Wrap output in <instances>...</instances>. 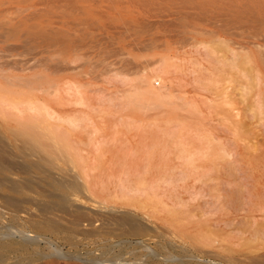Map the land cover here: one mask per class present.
<instances>
[{"label":"rangeland","instance_id":"rangeland-1","mask_svg":"<svg viewBox=\"0 0 264 264\" xmlns=\"http://www.w3.org/2000/svg\"><path fill=\"white\" fill-rule=\"evenodd\" d=\"M235 8L0 0V264H264V1Z\"/></svg>","mask_w":264,"mask_h":264},{"label":"bare ground","instance_id":"bare-ground-1","mask_svg":"<svg viewBox=\"0 0 264 264\" xmlns=\"http://www.w3.org/2000/svg\"><path fill=\"white\" fill-rule=\"evenodd\" d=\"M213 1H217L218 3H221V4H224V5H227V7H231V6H232V7H236L235 9L238 8V9H241V10H242V9L248 7V6H251V5L253 4V2H258V1H260V0H213ZM263 1H264V0H263ZM38 36H40V35H38ZM2 37H3V36H2ZM32 38H33V37H32ZM7 39H8V38H7ZM26 39H28V38H26ZM35 39H36V37H35ZM47 39H50V38L47 37ZM30 40H31V38H29L28 41L30 42ZM45 40H46V39H45ZM22 41H23V40H22ZM33 46H35V45H33ZM22 48H23V47H22ZM34 49H35V48H34ZM8 58H9V57H8ZM14 58H15V57H14ZM14 58H12V59L15 61ZM16 59H17V58H16ZM3 61H4V60H3ZM5 63H6V62H5ZM36 64H37V63H36ZM38 64H39V63H38ZM40 64H41V63H40ZM40 64H39V65H40ZM5 65H6V64H5ZM15 65H16V64H15ZM8 66H10V65H8ZM15 67H16V66H15ZM16 69H17V68H16ZM20 134H21V133H20ZM28 134H29V133H28ZM28 134H26L25 136L29 138L31 132H30L29 136H27ZM20 136H21V135H20ZM25 136H24V137H25ZM36 136H37V135H36ZM22 137H23V135H22ZM22 137H20V139H21ZM33 137H34V136L31 135V138H32V139H31V138H29V139L32 140V142H33L34 144L31 143V142L28 143V142L30 141V140L28 139L29 141H28V142L26 141V145L24 144L25 142L21 145V146L25 145V147L23 148V149H25V150L27 149L26 151L23 150V151H25V153L21 150L22 147H20V151H18V152H21V151H22L21 154L18 153L19 156H18V155H17V156H18V158L21 159V162H22V159H23L24 162H22V163H23L24 165H26V163H29V165H30V163L32 164V163L34 162L33 160H32V162H31V160H30V159H31V156H35V155H37V154H38V153H36V152L38 151L37 148H38V149L40 148V147H39L40 144H39V145L37 146V148H36L35 143H36V145H37V142H38V141H37V142L33 141V140H35ZM35 138H36V137H35ZM24 139H26V138H24ZM24 139H21V140H24ZM1 140H2V139H1ZM26 140H27V139H26ZM24 141H25V140H24ZM7 143H8V142H7ZM18 143H19V142H18ZM27 144H28V145L31 144V146L34 145L35 147H28V148H27V147H26V146H28ZM41 144H42V143H41ZM42 145H43V144H42ZM3 146H4V144H3ZM13 146H14V145H13ZM18 146H19V145H18ZM40 146H41V145H40ZM46 146H47V145H46ZM41 147H42V146H41ZM18 148H19V147H18ZM18 148H16V150H17ZM29 148H30V149H29ZM35 148H36V149H35ZM2 149H3V148H2ZM41 149H42V148H41ZM28 150H29V151H28ZM36 150H37V151H36ZM27 151H28L29 153H28ZM40 151H41V150H40ZM3 152H4V151H3ZM3 152L0 154V156L3 155ZM38 152H39V151H38ZM41 152L43 153V151H41ZM44 152H45V151H44ZM43 154H44V153H43ZM29 155H31V156H30V159L28 158ZM39 155H42V154L40 153ZM49 155H50V154H49ZM10 156H11V155H10ZM37 156H38V155H37ZM2 157H3V156H2ZM7 157H8V156H7ZM7 157H6V158H7ZM43 157H44V155H42V157H41L42 160H44V158H45V157H44V158H43ZM52 157H53V156H52ZM54 157H55V156H54ZM0 158H1V157H0ZM38 158H40V156H38ZM48 158H49V157H48ZM10 159H11V158H10ZM15 159H16V157H15ZM20 159H19V160H20ZM27 159H29L30 162H29V160H27ZM54 159H55V158H54ZM1 160H3V158H2ZM4 160H5V159H4ZM13 160H14V159H13ZM36 160L38 161L39 159L36 158ZM42 160H41V161H42ZM49 160H50V158H49ZM49 160L47 159L48 162H49ZM64 160H65V159H64ZM5 161H6V160H5ZM39 161H40V160H39ZM44 161H45V160H44ZM44 161H42V163L45 164ZM51 161H52V159H51ZM51 161H50V162H51ZM12 162H13V161H12ZM35 162H36V161H35ZM50 162L48 163L49 166H51V164H54L53 162H51V163H50ZM5 163H6V162H5ZM46 163H47V162H46ZM63 163H64V162H63ZM67 163H68V162H67ZM37 164H38V163L36 162L35 165H37ZM7 165H8V164H7ZM7 165H6V166H7ZM12 165H13V164H12ZM12 165H11V166H12ZM14 165H15V163H14ZM24 165H23V166H24ZM39 165H40V164H39ZM41 165H42V164H41ZM68 165H69V164H68ZM4 166H5V165H4ZM15 166H16V165H15ZM21 166H22V165H21ZM30 166H31V165H30ZM32 166L35 168V166H34L33 164H32ZM32 166H31V167H32ZM4 168H5V167H3L2 164L0 163V172L4 171ZM22 168H23V167H22ZM24 168L26 169L25 166H24ZM27 168H29L28 165H27ZM38 168H41V170H43L42 167H38ZM52 168H53V167H52ZM57 168H58V167H57ZM8 169H9V168H8V166H7V170H8ZM11 170H12V168H11ZM39 170H40V169H39ZM53 170H54V169H53ZM9 171H10V170H9ZM28 171H30V170H28ZM6 172H7V171H6ZM10 172H11V171H10ZM30 172H31V171H30ZM39 172H40V171H39ZM41 172H43V171H41ZM63 172H64V171H63ZM65 172L67 173V171H65ZM65 172H64V173H65ZM23 173H24V171H23ZM44 173H45V171H44ZM61 173H62V172H61ZM69 173H70V172H69ZM69 173H68V174H69ZM25 174H26V171H25ZM28 174H29V173H28ZM49 174H52L51 171H50V173H48V175H49ZM3 175H4V174H3ZM29 175H30V174H29ZM65 175H67V174H65ZM50 176H51V175H50ZM50 176H49V178H52V177H53L52 180L54 181L53 184H54L55 186H57L58 188H66V187L63 185V183L66 182V181H63V183H62V180H61V182H60V181H57V179H58L59 177H58L56 180H54V179H55V178H54L55 176H52V177H50ZM67 176H68V175H67ZM61 178H63V177H61ZM3 181H4V180H3ZM3 181L1 180V182H3ZM6 182H7V181H6ZM24 182H25V181H24ZM29 182H30V181H28V183H29ZM73 182H74V181H73ZM4 183H5V182H4ZM4 183H3V184H4ZM8 183H9V182H8ZM44 183H45V182H44ZM67 183H69V182H67ZM0 184H1V183H0ZM3 184H2L1 186H3ZM70 184L72 185L73 183L70 182ZM75 184H76V183H75ZM7 185H10V184H7ZM12 185H13V184H12ZM12 185H10V186H12ZM16 185H17V184H16ZM18 185H19V184H18ZM26 185H27V184H26ZM28 185H29V184H28ZM5 186H6V185H5ZM5 186H4V187H5ZM10 186H9V188H11V189H9V191H12V192H14V193H15V192L18 193V188H17L18 186H16V187H14V186H13V187H10ZM22 186H23V185H22ZM29 186H30V185H29ZM74 186H75V185H74ZM24 187H26V186H24ZM30 187H31V186H30ZM67 187H68V186H67ZM77 187H78V186H77ZM27 189H28V187H26V190H27ZM40 189H41V188H40ZM52 189H53V188H52ZM54 189H55V188H54ZM20 190H21V189H20ZM28 190H29V189H28ZM29 191H30V190H29ZM31 191H32V190H31ZM48 191H49V190H48ZM43 192H44V191H43ZM57 194H58V193H57ZM56 196H57V195H56ZM52 197H53V196H52ZM55 198H56V197H55ZM57 198H58L57 201H58L59 203H64V202H66V201L68 200V196H67L65 193H63V192L60 193V194H58ZM8 201H9V203H11L10 200H8ZM6 202H7V201H6ZM12 202H13V201H12ZM9 203H8L7 205H9ZM13 204H15V203H12V206H13ZM77 204H78V203H77ZM50 205H51V204H50ZM57 205H58V204H57ZM59 205H61V204H59ZM10 206H11V205H10ZM62 206H63V204H62ZM64 206H65V205H64ZM13 207H14V206H13ZM48 207H49V206H48ZM74 207H75V205H74ZM76 207H77V206H76ZM76 207H75V208H76ZM80 207H81V206H80ZM100 207H101V206H100ZM56 208H58V207H56ZM62 208H63V207H60L59 209H62ZM44 209H45V208H44ZM47 209H48V208H47ZM47 209H46V210H47ZM53 209H55V208H53ZM63 209H64V208H63ZM63 209H62V210H63ZM72 209H73V208H72ZM77 209H79V208H77ZM9 210H10V209H9ZM12 210H14V209H12ZM17 210H18V209H17ZM64 210H65V209H64ZM40 211H41V210H40ZM42 211H43V210H42ZM44 211H45V210H44ZM48 211H49V210H48ZM51 211H52V210H51ZM54 211H56V209H55ZM72 211H73V210H72ZM83 211H84V210H83ZM58 212H59V211H58ZM75 212H76V211H75ZM15 213H17V212H15ZM41 213H42V212H41ZM46 213H47V211H46ZM65 213H66V212H65ZM83 213H84V212H83ZM78 214L80 215V213H78ZM81 214H82V213H81ZM13 216H14V215H13ZM46 216H47V215H46ZM82 216L84 217V215H82ZM78 217H80V216H78ZM86 217H87V216H86ZM87 218H88V217H87ZM77 219H78V218H77ZM94 219H95V218H94ZM80 220H81V219H80ZM88 220H90V218H89ZM91 220H92V219H91ZM51 221H52V220H51ZM92 221H93V220H92ZM75 222H76V220H75ZM80 222H81V221H80ZM34 223H35V222H34ZM73 223H74V222H73ZM77 223H78V222H77ZM42 224H43V222H42ZM78 224H79V223H78ZM80 224H81V223H80ZM80 224H79V225H80ZM38 225H40V224L38 223ZM76 225H77V224H76ZM79 225H78V226H79ZM88 225H89V224H88ZM90 225H91V223H90ZM92 225H93V224H92ZM34 226H35V224H34ZM42 227H43V225H42ZM45 227H46V226H45ZM49 227H50V224H49ZM73 227H74V226H73ZM79 227H80V226H79ZM90 227H91V226H90ZM132 227H133V226H132ZM134 227H135V226H134ZM50 228H51V227H50ZM135 228H136V227H135ZM135 228H134L133 231H136ZM137 228H138V227H137ZM41 229H42V228H41ZM132 229H133V228H132ZM73 230H74V229H73ZM76 230H77V229H76ZM141 230H142V229H141ZM74 231H75V230H74ZM143 232H144V231H143ZM143 232H142V233H143ZM134 233H136V232H134ZM136 234H137V233H136ZM36 241H37V240H36ZM41 241H42V240H41ZM31 242H33V241H30V243H31ZM38 242H39V241H38ZM33 243H34V242H33ZM35 243H37V242H35ZM7 244H8L7 246L4 244L5 247L1 248V250H0V251H1V252H0V256H1V257L5 256V254H7V253H11V252H12L11 247H10V249H9V246H11L12 244H10V243H7ZM2 246H3V245H2ZM3 250H4L5 253H3ZM60 256H61V255H60ZM4 258H5V257H4ZM134 260H135V259H134ZM147 264H148V262H147Z\"/></svg>","mask_w":264,"mask_h":264}]
</instances>
